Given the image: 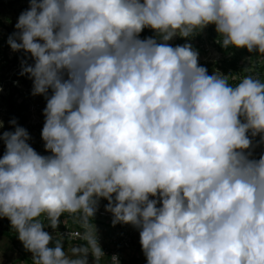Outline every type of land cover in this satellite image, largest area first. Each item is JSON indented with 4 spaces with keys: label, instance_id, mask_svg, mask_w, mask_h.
I'll return each instance as SVG.
<instances>
[{
    "label": "clouds",
    "instance_id": "clouds-1",
    "mask_svg": "<svg viewBox=\"0 0 264 264\" xmlns=\"http://www.w3.org/2000/svg\"><path fill=\"white\" fill-rule=\"evenodd\" d=\"M210 24L224 48L264 55V0H30L8 43L34 61L21 75L46 98L51 155L10 121L0 217L35 264H86L37 218L93 217L101 198L139 230L147 264H264V155L246 152L264 133V83L230 86L191 44L167 43Z\"/></svg>",
    "mask_w": 264,
    "mask_h": 264
},
{
    "label": "rangeland",
    "instance_id": "rangeland-1",
    "mask_svg": "<svg viewBox=\"0 0 264 264\" xmlns=\"http://www.w3.org/2000/svg\"><path fill=\"white\" fill-rule=\"evenodd\" d=\"M30 6V0H0V19L5 26L10 29L16 28L15 25L18 22V18L22 12L27 10ZM17 32V29H16ZM15 32V33H16ZM14 33V34H15ZM8 34L7 29H5L0 23V41L4 36ZM198 35H201L202 41L198 39ZM182 37L179 33L174 36L167 43L172 47L178 45H184L185 42H179ZM222 37L216 32L215 25L210 24L202 29H196L193 34L188 38V44L192 45V48L198 51V63H218L231 55L232 51L230 47L225 48V51L220 50V45L222 44ZM162 40V38H161ZM160 40V41H161ZM241 51L236 49L235 52H241L239 66H242L245 71H251L253 67L257 64L263 65L264 55L257 52L253 54H248L246 48H241ZM4 55L6 56L4 58ZM236 55V54H235ZM18 57V61L13 64L14 58ZM9 60L11 66L5 64V59ZM34 61L30 57V54H26L24 51H13L10 46L0 47V122H2L3 127L0 128V134L3 132H12L15 127L10 123V121L15 120L16 126L23 127L27 130L30 139L28 143L30 146L40 155L48 156L51 153L45 151L44 141L40 138V130L43 129L45 117L43 111L46 107V98L43 95H33V81L28 75H21L22 63L32 64ZM208 70L212 75L221 76L226 80H230V75L226 74L224 71L220 70L218 66H209ZM17 76V80L15 77ZM238 74H234V79H237ZM264 83V79L262 81ZM12 94V101H9V95ZM51 95V90H49V96ZM14 105V116L12 115L11 105ZM20 107L25 108L23 112L25 120L21 119L18 115V109ZM252 136V134H251ZM264 133L252 136L254 140L257 141L258 146H264ZM6 151V147L2 141H0V158L3 157ZM252 154V151H250ZM151 198V197H150ZM104 200L98 202L97 211L93 216L96 222L91 224H84L88 227L90 232H98V234L106 235L109 233L113 224L112 213L106 211V205ZM67 212V211H66ZM47 214L41 215L39 220L46 217ZM4 217H0L2 219ZM67 221L62 222L60 219L57 225L52 230V227L48 225L44 226L45 231H47L51 236L52 240L57 237L62 224ZM16 241V244H15ZM52 241L49 246H51ZM75 250V251H74ZM26 252V257L24 253ZM65 256L69 260L83 259L86 264H97L89 256H85V249L80 245V243H70L64 250ZM29 258L33 263V253L28 251L24 244L19 240H14V242L6 237L0 236V264H28ZM123 264H147L146 257L142 251V246L140 243V237L138 239V246L130 250L125 254V259Z\"/></svg>",
    "mask_w": 264,
    "mask_h": 264
},
{
    "label": "trees",
    "instance_id": "trees-1",
    "mask_svg": "<svg viewBox=\"0 0 264 264\" xmlns=\"http://www.w3.org/2000/svg\"><path fill=\"white\" fill-rule=\"evenodd\" d=\"M0 16H1V11H0ZM0 23L8 31V34L6 36H4L3 39L0 41V47L1 46H10L8 43L9 37L14 35V33L16 32V28L10 29L9 27L4 25V23L2 22L1 19H0ZM189 37H187V38L182 37L179 42H185L186 44H188V38ZM197 37L200 41H202L201 35H198ZM146 38H153V39H156L158 42H162V41H160L162 38V35H159V34L157 35V33L154 32L150 28H145L139 34V39L143 40ZM230 49L232 51H234V52H232V54L234 53V55H231V56L223 59L220 64H218V63H215V64H213V63H198V65L206 68L208 75H212V73H210V71L208 70L209 66H212V65L218 66V68L220 70L224 71L226 74H229V75L231 74L230 80H226L230 86H236L239 82L242 81L243 78L253 77V75H257L256 80H259L262 83V81L264 79V63H263V65H260V64L255 65L251 71H245V69L242 66H239V63L241 60L240 59L241 52H235L237 49L235 47H231ZM220 50L223 52L225 51V48L222 46V44L220 45ZM241 50H242L241 48L238 49V51H241ZM255 52H257V51H253L250 53L247 50L248 54H253ZM5 57L6 56L4 55V58ZM17 61H18V57H15L13 64H15ZM5 62H6L5 64H7V66H11V64H12L9 62L8 58L5 59ZM234 74H238L237 79H234ZM15 79L17 80V76L15 77ZM48 95H49V93H48ZM9 96H10L9 101L11 102L13 95L10 94ZM10 105H11L10 107L12 109V115L14 116V111H15L14 105L12 103ZM24 111H25V108L20 107L18 109V112H17V115L23 120H25V116L23 114ZM41 133H42V129L40 130V138H42ZM248 136H249V139L251 140V143L256 144L255 154H256L257 159H259L261 155H264V146H262V147L258 146L257 141L252 138L251 132L248 133ZM101 200H104L105 203H108V201L106 199L101 198L99 201H101ZM37 219L40 223H42L43 226H46V225H48L49 227L57 226V225L52 224V222L49 220L47 215L42 220H39V218H37ZM59 219L62 222L67 221L65 224H62L61 229H64L67 226H69L71 228L82 227L83 224H91V223L96 222V220L93 219V217H85V215L82 211L63 212L59 216ZM44 231H45V229H44ZM0 236H6V237L10 238L13 242H14V240H19L17 231L15 230V228L12 227L11 222L7 217L0 219ZM57 243H59L63 247V250H65L68 244H70V243L74 244V243H76V241H73V240H64L63 241L59 238H55L52 240L50 247H54ZM15 244H16V241H15ZM26 255L27 254L25 252L24 256L26 257ZM27 260H28V264H35L32 261H30L29 258H27Z\"/></svg>",
    "mask_w": 264,
    "mask_h": 264
},
{
    "label": "built area",
    "instance_id": "built-area-1",
    "mask_svg": "<svg viewBox=\"0 0 264 264\" xmlns=\"http://www.w3.org/2000/svg\"><path fill=\"white\" fill-rule=\"evenodd\" d=\"M253 79L257 75H253ZM255 143H251L247 153H251L253 159H257L255 154ZM52 230H55L52 227ZM48 231V230H47ZM55 238L61 240H73L80 243L85 249V256H89L97 264H123L125 254L138 246L140 237L139 230L130 224L117 223L106 235L98 232H90L84 224L82 227H69L57 231ZM54 238V239H55Z\"/></svg>",
    "mask_w": 264,
    "mask_h": 264
}]
</instances>
